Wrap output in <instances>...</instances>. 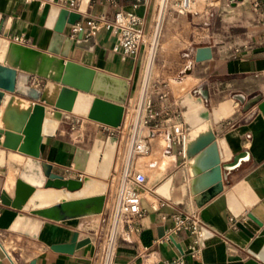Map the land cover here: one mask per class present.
Listing matches in <instances>:
<instances>
[{
    "label": "crops",
    "instance_id": "obj_1",
    "mask_svg": "<svg viewBox=\"0 0 264 264\" xmlns=\"http://www.w3.org/2000/svg\"><path fill=\"white\" fill-rule=\"evenodd\" d=\"M74 1L75 6L69 9L66 1L0 0V52L3 45L7 50L9 43H15L47 54L53 35L49 23L52 6L80 15L78 22L81 23L99 15L111 21L117 9L133 12L145 20L147 37H153L159 18V0H147L137 9H133L131 0H117V8L106 0ZM69 26L65 25V35ZM159 26L153 59L157 74L148 86L153 108L161 113L159 130L148 142L149 154L134 157L129 164L132 173L139 172L145 177V182L136 188L144 215L140 219L129 217L120 226L109 264H166L180 255L187 264H243L251 257L250 251L258 252L264 246V117L257 108L264 101V0H193L192 10L187 14H178L169 6L162 13ZM16 38L19 42L14 41ZM93 40L91 51L76 48L74 40L64 62L125 81L128 92L124 104L77 91L73 110L64 111L53 106L63 85L20 70H16L17 79L26 76V86L39 90L42 96L31 100L14 95L43 105L45 118L57 122L54 135L42 139L40 162L65 180L90 177L106 183L103 211L99 215L55 222L0 202V264H106L109 217L127 167L129 139L123 128L126 107L135 105L138 100L147 59L146 48L142 47L137 56L122 61L113 52L115 38L110 31H100ZM200 47H209L211 58L197 63L195 50ZM3 60L0 65L7 67ZM187 69L189 76L182 81L173 80L172 86L178 90L173 89L169 79L186 73ZM32 80L35 81L33 86ZM199 88L208 92V101L203 103L208 110L217 109L234 96L243 97L244 103L235 100L231 112L221 122L213 124L211 115L210 121L221 157L222 152L230 160L242 152L248 153V160L229 175L223 192L201 207L196 206L190 193L187 162L179 154L180 147L171 144L169 148L166 138L171 125L182 124L177 101ZM179 90L184 92L179 94ZM93 98L122 107L119 126L111 127L86 116ZM102 125L116 130L117 144L108 179L77 172L73 165L78 148L92 153L100 144L98 152L103 155L108 135L100 130ZM1 142L2 139L0 196L4 192L12 199L15 181L27 156L3 148ZM12 155L19 156L20 160L13 159ZM7 180L9 187H4ZM240 181L249 185L258 202L234 217L226 194ZM159 203H164V207L153 211L151 206ZM177 213H195L211 234L203 240L198 259H192L188 253L191 235L186 231L174 234L171 241H159L172 226L171 215ZM20 215L41 222L35 237L19 232ZM127 223H134L139 232L126 236ZM74 234L78 241L89 239L90 242L71 254L51 249L56 244H69Z\"/></svg>",
    "mask_w": 264,
    "mask_h": 264
},
{
    "label": "water",
    "instance_id": "obj_2",
    "mask_svg": "<svg viewBox=\"0 0 264 264\" xmlns=\"http://www.w3.org/2000/svg\"><path fill=\"white\" fill-rule=\"evenodd\" d=\"M79 20L80 15L52 6L49 23L53 35L47 54L9 43L3 60V64L7 67L0 65V107L6 98V93L10 94L0 117L1 145L5 149L27 156L15 181L13 198L10 199L3 192L0 202L3 206L55 222L101 214L107 185L90 177H85L82 182L74 181L78 184L76 189L48 185L50 182L66 181L62 176L51 173V167L42 164L39 160L42 139L54 135L57 122L45 118L43 105L26 102L14 95H22L31 100H39L42 96L39 90L28 86L26 90L21 88L16 70L63 85L53 106L68 112L73 110L77 91L117 104L125 103L128 92V85L123 80L64 62L73 43L64 34L65 25H74ZM74 45L76 48L91 51L94 40L93 38L81 40L78 37ZM210 58L209 47L195 50V62H203ZM235 100L244 103L243 97L234 96L233 99L219 105L217 109L208 110L203 104L208 101V92L199 88L193 93H186L177 101L181 109L183 128L186 131L185 160L190 180L189 188L197 207L220 195L224 183L229 182V175L241 162L248 160L247 152H242L231 160L223 152L221 157L212 132L210 115L213 124L221 122L231 112ZM96 102L100 104V110L94 115L92 108ZM257 108L264 117V101ZM121 115L122 107L97 98L92 99L86 113L89 119L111 127L119 126ZM116 144L115 137H108L103 155L98 152L100 144L92 153L84 149H76L73 158L74 170L108 179ZM226 200L234 217L239 216L244 208H252L258 202L257 196L245 181L232 186L226 194ZM18 224L19 232L35 237L41 222L20 215ZM201 232L202 242L211 236L207 229L203 228ZM77 238V234H74L69 244H56L51 246V249L71 254L75 249L90 242L89 239L78 241ZM249 253L251 257L243 264H264V246L258 252Z\"/></svg>",
    "mask_w": 264,
    "mask_h": 264
},
{
    "label": "built area",
    "instance_id": "obj_3",
    "mask_svg": "<svg viewBox=\"0 0 264 264\" xmlns=\"http://www.w3.org/2000/svg\"><path fill=\"white\" fill-rule=\"evenodd\" d=\"M56 1L58 3L68 2L69 9L75 6L74 0ZM106 2L117 8V0H106ZM131 2L133 9H137L140 5L146 4L147 0H131ZM169 6L178 14L183 15L191 12L193 0H159V15ZM157 26L158 21L155 24L153 37L149 38L145 33V20L142 17L133 12L117 9L111 21L107 20L104 15H99L87 19L84 23L76 22L74 25H70L66 36L72 41L77 40L78 37L83 40L94 38L102 30L110 31L115 38L113 52L118 54L122 61L137 56L140 49L145 47L148 63L151 51L153 50V59L156 52L157 41H155V36ZM14 41L19 42V39L16 38ZM144 82L145 76L136 104L126 107L123 128L129 139L127 167L120 180L115 207L109 217L111 224L106 246V264H109L112 257L115 236L123 222L129 217L140 219L144 215L140 207V197L136 188L145 182V177L139 172L132 173L129 170V164L134 157H144L149 154L148 142L157 136L161 117V113L153 108L148 94L149 84L146 83L145 85ZM34 84L35 81L32 80L31 85L33 86ZM100 130L107 134L108 137H116V130L111 127L102 125ZM122 135L123 133L120 136ZM166 138L167 146L170 148L171 144L178 145L180 147L179 154L185 158L186 131L183 130L182 124L171 125L170 131L166 132ZM78 181L82 182V178H79ZM162 207H164V203L153 204L151 209L158 211ZM162 220H165V217H162ZM170 220L172 222L171 228L166 231L164 237L159 241H171L174 234L186 231L191 235L188 253L192 259H198L202 248L201 230L203 229L198 216L195 213H177L171 215ZM126 227V236L139 232L138 227L134 223H127ZM166 264H187V262L180 255L170 261H166Z\"/></svg>",
    "mask_w": 264,
    "mask_h": 264
},
{
    "label": "bare ground",
    "instance_id": "obj_4",
    "mask_svg": "<svg viewBox=\"0 0 264 264\" xmlns=\"http://www.w3.org/2000/svg\"><path fill=\"white\" fill-rule=\"evenodd\" d=\"M161 15H162V12L160 13L159 15V18H158V26H157V29H156V36H155V41H157V34H158V28L160 27V21H161ZM160 46V45H159ZM5 52H6V45H3L2 46V49H1V52H0V61L3 60L4 58V55H5ZM147 63V61H146ZM153 65V50L151 51L150 53V57L148 59V63H147V67H146V75L148 74V71L149 69L152 67ZM146 77H145V85H146ZM26 83H27V77L26 76H21L20 79H19V86L21 88H23L24 90H26ZM82 98V97H80ZM9 99V96H6V99L4 101V103L2 104V106L0 107V117L2 115V112L4 110V107L6 105V101ZM83 99V98H82ZM86 101V100H85ZM86 105V104H84ZM86 107V106H85ZM84 109V108H83ZM100 110V104L99 103H95L93 108H92V114L96 115V113ZM47 115H49V113H47ZM151 149V148H150ZM167 152V151H166ZM170 152V151H168ZM169 154V153H168ZM16 155V154H15ZM13 156V155H12ZM13 159L15 160H20V157L19 156H13ZM15 171V170H14ZM17 176V175H16ZM6 185L4 187H9V184H10V181L7 180L6 182ZM49 186L51 187H63L65 186L66 188H70V189H76L78 187V184H76V182L72 181V180H66L64 182H50L48 184ZM168 186H170L168 184ZM13 190V183L11 185V188H10V191ZM169 197V196H168Z\"/></svg>",
    "mask_w": 264,
    "mask_h": 264
},
{
    "label": "rangeland",
    "instance_id": "obj_5",
    "mask_svg": "<svg viewBox=\"0 0 264 264\" xmlns=\"http://www.w3.org/2000/svg\"><path fill=\"white\" fill-rule=\"evenodd\" d=\"M158 31H159V28H158ZM156 53V52H155ZM188 69L185 71L186 73H183L182 75H179V76H175V77H171L170 79H169V81H170V85L172 86V84H173V80H176V81H182L183 79H185V78H187L189 75L187 74L188 73ZM155 74H157V71H156V69H155V67H154V64H153V67H152V72H151V74H150V76L147 78V80H146V83H148L149 84V82H150V80L155 76ZM145 77H146V71H145ZM145 83V82H144ZM143 85V84H142ZM142 85H141V87H142ZM148 86V85H147ZM173 87V86H172ZM141 89V88H140ZM140 89H139V92H140ZM173 89H175L174 87H173ZM175 90H178V89H175ZM184 92V90H179V94L180 93H183Z\"/></svg>",
    "mask_w": 264,
    "mask_h": 264
}]
</instances>
